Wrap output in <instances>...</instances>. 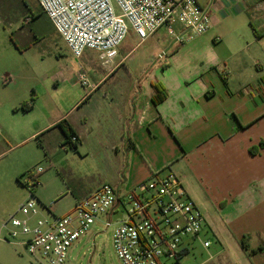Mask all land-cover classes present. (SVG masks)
I'll return each instance as SVG.
<instances>
[{
    "label": "crops",
    "instance_id": "obj_1",
    "mask_svg": "<svg viewBox=\"0 0 264 264\" xmlns=\"http://www.w3.org/2000/svg\"><path fill=\"white\" fill-rule=\"evenodd\" d=\"M200 1L212 21L216 13L226 11L217 0ZM234 1L242 4L240 0ZM1 10L2 0L0 26ZM250 26L253 37L247 41L246 50L255 47L253 55L257 57L252 61L255 70L243 66L225 70V59L216 57L204 66L205 70H166L162 66V70L148 71L149 80L139 78L120 86V91L115 86L107 90L105 83L117 71L113 69L126 57L118 63L116 59L115 67L96 70L97 90L91 94L86 91L82 102L69 113H61L55 105L58 116L42 113L29 118L38 109L34 95L40 92L43 72L0 70V148L12 135L24 137L20 143L55 129L65 135L59 127L63 120L76 132L78 144L84 143L92 132L99 138H108L117 155L121 148L127 153V160L117 164L119 169L126 168V174L109 175L108 180L116 184L110 185L125 191L170 171L182 182L196 180L208 199L220 207L218 213L222 217L214 219L215 226L223 233L225 226H229L231 233L228 234L250 256L252 264H264V20L258 26L251 22ZM186 44H173L175 52L180 54L179 47ZM242 48L237 38V52ZM27 75L32 81L30 88H34L33 97L28 101L19 99L15 92L16 78ZM6 77L10 82H4ZM156 87L167 96L158 105L153 102ZM77 110L84 113L79 124H73L67 118ZM7 119L15 122V129ZM104 184L109 183H102L86 194L71 190L75 203ZM209 227L221 242L215 229Z\"/></svg>",
    "mask_w": 264,
    "mask_h": 264
},
{
    "label": "rangeland",
    "instance_id": "obj_2",
    "mask_svg": "<svg viewBox=\"0 0 264 264\" xmlns=\"http://www.w3.org/2000/svg\"><path fill=\"white\" fill-rule=\"evenodd\" d=\"M226 1L230 6L224 0H217L226 11L215 14L211 30L179 47L180 54L175 52L173 44L174 47L169 45L171 40L164 30L143 43L131 31L119 48L117 63L126 58L119 67L113 69L117 71L104 88L108 90L115 86L120 91V86L131 80H149L151 74H147L148 71L162 70V66L166 70H205L204 66L216 57L225 59V70H237V67L242 66L247 70H255L252 64L253 58L257 57L253 55L255 47L251 45L250 51L246 48L247 41L253 37L250 23L258 26L260 20H264V0H240L241 5L234 0ZM1 14L0 70H39L44 74L39 85L40 92L34 95L39 103L38 109L30 113L29 118L42 113L58 116L55 105L61 113H69L86 96L76 71L83 66L89 81L94 84L96 70H107L101 65L98 53L87 51L80 59L76 58L36 0H2ZM237 38L243 47L239 52ZM163 50L168 51V57L158 60ZM16 79L17 97L26 101L32 99L34 88H30L31 77L27 75ZM83 113L82 110L74 111L67 119L79 124ZM7 121L13 129L16 128L14 121ZM23 140L24 137L12 135L0 148V227L16 207L29 199L30 192L25 186L30 170L38 167L44 169L39 176L36 198L42 206L51 207L58 216L73 210L75 199L71 190L86 194L102 183L115 186L108 180L109 175L119 174L123 177L127 172L126 168L122 170L117 165L118 161L122 163L127 160L124 149L121 148L117 155L111 148L110 140L99 138L94 132L76 148L58 129L20 143ZM183 182L192 199L206 215L208 224L201 239L194 242L193 249L180 258L179 263L252 264L250 256L242 248L239 249L237 241L230 237L229 226H225V233L215 226L214 219L222 217L218 213L219 205L208 199L196 180L183 179ZM225 205L220 204L221 207ZM210 225L221 242L211 231ZM3 238H0V264H33L19 243L8 242ZM206 239L211 241L208 249L203 246ZM70 261L71 264H121L113 248L111 230L107 232L99 223L94 224L91 233L75 244Z\"/></svg>",
    "mask_w": 264,
    "mask_h": 264
},
{
    "label": "built area",
    "instance_id": "obj_3",
    "mask_svg": "<svg viewBox=\"0 0 264 264\" xmlns=\"http://www.w3.org/2000/svg\"><path fill=\"white\" fill-rule=\"evenodd\" d=\"M37 2L76 58L95 51L107 69L115 67L119 48L131 31L143 43L164 30L173 44L182 45L208 33L213 22L200 0ZM166 57L168 53L163 51L158 60ZM77 77L89 94L97 90L83 66ZM4 82L10 79L4 78ZM43 172L42 167L28 172L29 199L0 227V238L19 243L33 264H71L74 245L91 233L96 223L107 232L111 230L121 264H180L207 226L206 216L172 171L125 191L104 184L77 200L73 210L63 216L36 198ZM203 246L209 248L211 241L204 240Z\"/></svg>",
    "mask_w": 264,
    "mask_h": 264
},
{
    "label": "trees",
    "instance_id": "obj_4",
    "mask_svg": "<svg viewBox=\"0 0 264 264\" xmlns=\"http://www.w3.org/2000/svg\"><path fill=\"white\" fill-rule=\"evenodd\" d=\"M166 93L164 90L156 87L155 88V95L153 97V102L155 105H158L160 104L162 101H164L166 99ZM59 127L62 128V130L64 131V134H65V137H66V140L68 142H70L73 146H76L78 145V136L76 134V132L74 131V129L72 128V126L69 124V122L67 120H63L60 122L59 124ZM76 138V142H73V139ZM252 152H254L252 150ZM245 249L247 250V246L245 245Z\"/></svg>",
    "mask_w": 264,
    "mask_h": 264
}]
</instances>
